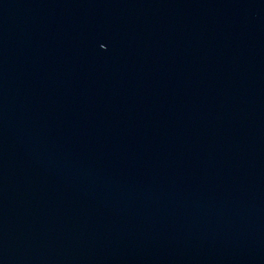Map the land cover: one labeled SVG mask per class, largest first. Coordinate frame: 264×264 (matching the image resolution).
Masks as SVG:
<instances>
[{"label":"water","instance_id":"95a60500","mask_svg":"<svg viewBox=\"0 0 264 264\" xmlns=\"http://www.w3.org/2000/svg\"><path fill=\"white\" fill-rule=\"evenodd\" d=\"M0 264H264V0H0Z\"/></svg>","mask_w":264,"mask_h":264}]
</instances>
